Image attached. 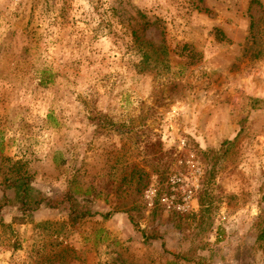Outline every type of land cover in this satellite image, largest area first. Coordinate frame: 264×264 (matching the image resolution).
<instances>
[{
    "label": "rangeland",
    "instance_id": "374dc122",
    "mask_svg": "<svg viewBox=\"0 0 264 264\" xmlns=\"http://www.w3.org/2000/svg\"><path fill=\"white\" fill-rule=\"evenodd\" d=\"M17 176L44 201L2 207L0 264H264V0H0Z\"/></svg>",
    "mask_w": 264,
    "mask_h": 264
},
{
    "label": "trees",
    "instance_id": "16d2710c",
    "mask_svg": "<svg viewBox=\"0 0 264 264\" xmlns=\"http://www.w3.org/2000/svg\"><path fill=\"white\" fill-rule=\"evenodd\" d=\"M228 144V141L223 143V148L225 145ZM225 151V149H224ZM220 157H216L214 160H210L209 154L204 153L203 154V160L208 162L211 169L210 171L212 172L217 165V161ZM0 190L2 192V198L0 201V210L2 209L3 206H11L12 208L16 209L17 211L22 212V214H27L31 215L35 211L39 209V207L43 203V199L39 198L37 195L33 193V191L30 189V178L26 176H17L16 178L12 177H5L3 182L0 184ZM11 196H10V195ZM74 194L68 193L67 196L65 197L63 203L67 204V207L70 210V221L71 222H76L80 218H84L87 216L85 213H78L76 207H77V202L74 199ZM10 197V198H9ZM200 204L203 206V199H199ZM126 214L130 213V211H126ZM153 216L151 217V224L152 227L149 228V230L146 229H140L139 232L142 235L143 242L148 243L152 240H155L158 237L156 235L157 228L160 227L159 225V218H160V212L157 210L153 212ZM131 223L135 226L136 229H138V224L137 222L135 223L134 218L129 215ZM157 219V220H156ZM1 220V219H0ZM155 224V226H153ZM195 263L194 261L191 260V258L186 257L185 255L180 256L178 254L173 255V258L168 261L166 264H191Z\"/></svg>",
    "mask_w": 264,
    "mask_h": 264
},
{
    "label": "built area",
    "instance_id": "2783aa9c",
    "mask_svg": "<svg viewBox=\"0 0 264 264\" xmlns=\"http://www.w3.org/2000/svg\"><path fill=\"white\" fill-rule=\"evenodd\" d=\"M191 192L187 193V198H190ZM187 198H185L184 200H186Z\"/></svg>",
    "mask_w": 264,
    "mask_h": 264
}]
</instances>
